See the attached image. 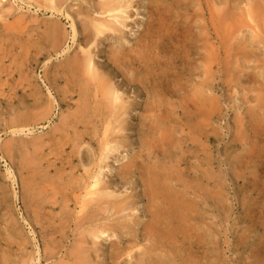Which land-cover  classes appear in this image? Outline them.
<instances>
[{"label":"rangeland","instance_id":"374dc122","mask_svg":"<svg viewBox=\"0 0 264 264\" xmlns=\"http://www.w3.org/2000/svg\"><path fill=\"white\" fill-rule=\"evenodd\" d=\"M61 1L0 0V240H3L0 264H74L73 245L83 236L91 250V264L136 263L137 254L148 247L142 227L149 219L144 210L146 199L139 173L132 171L121 178L118 170L141 149L148 124L143 107L153 101H159L164 114L169 112L180 146L174 142L170 155V149L158 152L153 146L150 153H144L143 162L166 163L176 170L174 174L182 169L183 177L189 180L195 218L189 239L191 246L185 247L189 248L191 264H264V137H254L252 129L256 121L246 115L248 110L255 111L254 87L258 84L238 83L231 77L238 55L250 50L248 44L253 34L243 28L240 36L221 37V51L219 55L215 52L216 34H222L224 27L220 22L225 9L222 0H158L154 6H148L150 0H112L125 8L123 14L115 13L116 20L100 13L97 4L105 0ZM234 1L227 5L230 14ZM238 1L242 3L235 12L245 21L246 2ZM146 10L152 11L149 18L152 27L166 31L171 37L173 47L171 41L164 44L158 57L165 56L169 75L184 92L177 85L178 93L153 99L151 93L157 88L145 92L129 85L107 60L110 52L121 46L127 49L125 52L135 48L148 19ZM96 19L111 22L114 32L106 31L96 37L90 27ZM84 23L90 29L86 46L81 31ZM72 26L76 31L74 37ZM51 27L61 34L59 50L47 40ZM181 45L185 51H181ZM87 50L98 72L114 83L108 86L121 93L124 108L115 115H108L106 108L98 107L100 95L94 94V85H87L88 95L80 99L79 88L83 84L79 79V84H73L72 75L68 74L67 65L75 57H83ZM252 50L258 60L264 59V39L254 44ZM155 52L153 57L160 53ZM186 53L187 74L182 73L179 64ZM170 57L177 58L176 68L169 65ZM224 60L230 62L228 67ZM203 63L208 67L205 72ZM225 69L229 70L227 77ZM255 70L261 72L260 68ZM159 71L157 68L156 72ZM201 82L205 84L208 109L200 139L195 133L187 135L183 124L192 108L177 95L192 96ZM189 119L187 124L193 127L194 118ZM181 138L186 141L184 144ZM104 141L110 143V152L100 157ZM179 157L184 161L175 164ZM93 174L99 175L100 187L107 188L103 191L107 196L98 198L102 199L98 203H87L84 188ZM22 185H29L33 197L26 207L21 200L25 191ZM217 193L221 196L218 207L214 198ZM5 194L9 195L7 202L3 201ZM84 201H87L85 208L79 213ZM100 207L106 208L107 213ZM113 207L117 209L114 211ZM85 212L96 220L91 223L83 220ZM12 223L16 225L14 233L10 229ZM101 224L108 227L125 224L127 229L115 231L110 238L99 236L96 243L89 233ZM156 253L163 256V251ZM131 255L135 257L130 258Z\"/></svg>","mask_w":264,"mask_h":264},{"label":"bare ground","instance_id":"6f19581e","mask_svg":"<svg viewBox=\"0 0 264 264\" xmlns=\"http://www.w3.org/2000/svg\"><path fill=\"white\" fill-rule=\"evenodd\" d=\"M156 2H158V0H150V3L148 6H150L151 4L154 6V4ZM229 2H230V0H222V5L225 9H223L224 11H223L222 18H221L220 22L222 23V26L224 24V27L222 29V34H216V39L218 40L217 41L218 47H217L215 52L219 55V51H221V48L219 47V45L222 44V42H221V41H223L222 38L223 39L228 38V34H231V35L236 34V36H240V33L242 32L243 28L247 29L248 32H251V34H253V35H251L250 42L248 44L249 46L251 45L250 50L247 49L248 52L243 51V52H241L240 55H238L239 57H238V59L236 58L237 60L234 63L235 65L233 64L234 67L232 66L233 70L231 71L232 72L231 77L236 78L234 80L238 81V83L243 82L245 84H258L256 87H254V92L256 95L253 99L255 102V105L253 108L255 109V111L250 112L248 110L246 115H248L249 120L254 121V119H255V121H256L255 127H253V129H252L254 137L258 138V137H260V135H262L264 137V120H263V115H264V74H263L264 59L261 58L260 60H258V58L254 55V52L252 50V47L254 46V44H259L260 42H263V39H264V0H250V3H249V1L244 0V3L246 2L245 3L246 8L244 11L242 9V11L244 13L243 17L246 19L245 21L242 20L241 14L235 12L236 7H238V5L242 3V1H238V0L234 1L233 5H232L233 11L231 12V14L227 12V10H229L227 8L230 7V6L227 7ZM53 4H54V1H53ZM45 5H47V4L45 3ZM95 6H92V7H95ZM97 6L99 7L100 13L107 15V16H109V18H113L115 20L118 19L115 13L123 14V12L125 10V8L122 4L114 3L112 0L111 1L105 0V1L101 2L100 5L97 4ZM220 6H221V3H220ZM241 7H243V6H241ZM146 12L148 15V19H147V21H145L146 22L145 27H144L143 31L139 34V36L136 40L135 48L133 49V47H132V49H129L127 52H125L127 49L124 50L123 46H121L116 52L115 51L110 52V54L107 57V60L110 62L112 67L119 73V75L122 76L124 79H126V82L129 85L137 86V87L143 89L145 92L147 89H151V91H152L154 88L155 89L157 88V91H153V93H151V96H153V99L158 97V96H162V97H165V95L172 96V94H176L179 92L177 85L179 86L180 84H177L175 79H172L171 75H169V73L167 71V65H166L168 63L165 62V60H164L165 56L158 57L164 50V48H163L164 44H169V41H171V37L169 36L168 33H165L166 31H162L160 29H156V28L152 27V25L150 24L151 22H149L150 21L149 18L152 16V11L146 10ZM120 14H118V15H120ZM93 20H95V19H93ZM204 21H205V19H204ZM246 21H247V23H246ZM91 22H94V23L96 22L95 24H91V26H90L91 28H93L96 37L103 35L104 32H106V31L114 32V30H115L114 27L112 26V23L108 22L104 19L103 20H101V19L97 20L96 19V21H91ZM88 25L84 23L81 26L82 27L81 31L83 34L82 39H83V45L84 46H86L88 44L89 35H90V29H89ZM121 25H123V24H121ZM72 29H73V37H74L76 31L74 30L73 26H72ZM167 29H169V28H167ZM179 30H181V29L179 28ZM229 30H230V32H229ZM60 35L61 34H59L58 30L55 27H51V29H49L47 40H48V42H50V45L52 48H57L58 50L60 49L61 39H62ZM179 35H180V33H179ZM232 40H234V39H232ZM248 45H247V47H248ZM171 46H172V41H171ZM183 48H185V46L181 45V51L184 50ZM155 51H157V52L160 51V53H158L157 55H155L153 57V54L156 53ZM174 52L177 53L178 50H175ZM132 53H134V56L131 55ZM83 54H85V55H83V57H81V58L75 57V60L73 61V59H72V62H70L67 65L68 66L67 67L68 74L72 75L71 76L72 83L73 84H79V82L77 81V79H79L81 81V84H83V87L79 88L80 99L84 100V98L86 99V96L88 95L87 89L85 87L87 85H94V94L98 93L100 95V99H99L100 103H99L98 107L100 109L106 108V110L108 111V115L117 114L116 111L119 112V110L124 108L123 100L119 95L121 93H118L117 89H115L113 87H109L108 84H114V83H109L110 80L108 79V77L102 75L100 72H98V69H96L94 67V63L92 62V56L90 55V50H87ZM129 54L133 58L130 57ZM80 56H82V55H80ZM249 57H251V59H249ZM127 58H129L128 61H126ZM174 58L173 59H171V57L169 58L170 59L169 65L174 64L173 68H176L177 64H175V63L177 61V58L176 57H174ZM187 58H188V55L186 53L185 56H183L182 59L180 60L182 63L179 61V64H181L180 65L181 71H182V73H185V74H187V72H188L187 68L189 65V59H187ZM160 60H163V61H160ZM225 60H227V59H225ZM252 62H254L253 63L254 65L250 66L249 64ZM229 63L230 62L225 61V64L227 65L226 67H228ZM161 64H162V69H160ZM163 64H164V66H163ZM125 65H126V67H125ZM140 65L143 66V69H141ZM206 65L207 64H204V63L201 65L202 70H204V72L206 71V68H208V67H206ZM156 66H157L158 70H160L159 73L156 72V69H157ZM258 68H260V70H261V72L259 73L261 76L255 72L256 71L255 69H258ZM247 70H249V73L247 72ZM128 71L130 72V75H128L129 74V73H127ZM224 74L227 77L229 74V70L225 69ZM64 75H65V73H64ZM241 75H242V77H244V80H242ZM68 80H69V78H68ZM68 80H66V81H68ZM91 82L93 84H88ZM148 84H149V86H148ZM204 85H205L204 82H201L200 84H198V86L196 87V90L194 91L192 96H189L187 93H184L183 96L181 95L182 97L177 95L178 99L182 100L183 102L186 103V105H188L189 107L191 106V108H192L191 114L193 116H191V114H190V116H188L186 118L187 121L185 120V122L183 124L184 129L186 128L188 130L187 135H191V134L195 133V135H197L200 139L203 137V131H204V126H205V121H206L205 119L207 116V109H208L207 108L208 107V98H207V96H205L206 93H205ZM67 87H69V86H67ZM179 88L182 90V88L180 86H179ZM72 90H74V89H72ZM182 92H184V91L182 90ZM193 98H195V99H193ZM158 102L159 101H157V102L153 101L152 103H147L143 107L144 108L143 110L145 112L144 118L146 120L148 119V122H147L148 124L146 126L147 133H146V136L144 137L145 139L141 143V149L139 150V152L137 154L135 153V155H133V157L130 158V160L126 164L121 165L119 167V170H118V173H119L118 175L121 176V178H125L132 171L139 173L138 177H139V180L141 181L142 188H143L142 195L146 199V206H145L144 210L146 211L147 216H149V219L146 222V224L142 227H143V231H144L143 232V238H144V240L148 241V245H147L148 247L147 248L144 247L143 249L140 250V253L137 254L135 264H191L189 248L185 247V246H188V247L191 246V244L189 245V243H190L189 239L192 238V235L190 232L192 229V221H194V218H195V216H194V213H195L194 204L189 197L191 194L190 193L191 187H190L189 180H188V178L186 179L185 177H183L184 172H182V169H180L178 171V173L174 174V171L176 172V170H174L170 166L168 167L166 165V163L160 164V162L158 160H156L155 163H148L146 161H144L146 163L143 162L144 157H145L144 153L145 152H146V154L150 153L151 147H153V146L156 147V150L158 152L159 151L164 152V150L170 149L169 155L171 154V150H172L174 142H176L175 144H177V147L180 146L179 140H175L174 133H176V131L174 130V127L170 123V117L171 116L169 115L168 111H165L166 114H164L162 112V110H160V105ZM188 103H190V104H188ZM84 104L85 103H83V105ZM174 107H176V106L174 105ZM93 110H95V109H93ZM114 111H115V113H114ZM97 117H99V115ZM190 117L194 118L193 127L191 125L189 126L187 124L188 121L190 123V119H189ZM241 117L242 116H240V119L243 120V118H241ZM68 119H70V118H68ZM117 119H118V117H117ZM72 120H74V119H72ZM80 120H82V119H80ZM83 120H85V119H83ZM146 120L143 119V121H146ZM68 126H69V123H68ZM60 127H61V125H60ZM60 127H59V129H60ZM248 129H250V128H248ZM64 130H65V127H64ZM182 130H183V128H182ZM111 132H113V130ZM115 132L116 131L114 130V133ZM82 133H83V131H82ZM80 137H81V135H80ZM194 138L197 139V137H194ZM181 141H182V138H181ZM182 142L184 144L186 141L185 142L182 141ZM102 144L101 145L103 146V148H102V151L100 153V157H103L104 152L106 153L110 150V148L108 146L110 144L109 142L104 141V143L102 142ZM200 144L202 145L203 143H200ZM98 151H97V153H98ZM32 154H33V152H32ZM182 155L183 154H181V157H182ZM10 156L11 155H9L8 157H10ZM20 159L22 160V158H20ZM34 160H36V159H34ZM100 160H101V163H103L102 159H100ZM180 161H184V160L180 159V157H179L177 160H175L174 163L177 164V163H180ZM97 165H96V167H98ZM184 170H188V169L185 168ZM97 173H98V171L95 174H97ZM95 174H93L89 178L91 181H89L84 188L85 189V195H84V197L82 195V197L83 198L87 197L88 202L84 201V204L81 207L79 213H81L83 211V208H85V206H84L85 202L90 203L91 201H94V202L98 203L99 200L100 201L102 200V199L98 200V198H101L103 196H107V195L103 194L104 193L103 191H106L107 188L104 186L100 187L101 183H100V180L98 178L99 175L97 176ZM203 175H206V173ZM34 184H36V183H34ZM176 184L179 185L180 188H177L178 186H176ZM29 185H27V187H26V185H22V187H25V191L22 192V199L21 200H22V203L25 207L27 205L31 204L32 199H33L32 195L29 191V189H30ZM81 193H84V191ZM8 197H9V195L5 194L3 196V201L7 202V200L9 199ZM214 198L217 202L216 205L218 207L219 204H221L220 194L217 193ZM132 205H133V203H132ZM102 207H100V208H102ZM125 207L123 206V209H125ZM115 209H117V208L113 207L114 211H115ZM103 210H104V213L105 212L107 213V211H108V210H106V208H104ZM131 215H133V214H131ZM82 218H83V220H85L89 223L96 220V217L92 216L91 213L89 214L87 212H85V214ZM134 218H136V217H134ZM81 219L79 218V220H81ZM77 223H76V225H77ZM82 223H83V221H82ZM76 225H75V227H76ZM123 225L120 224L119 227H117V226H115V227L109 226L108 227V226H105L104 224H101L99 226V229L97 228L93 232L89 233L90 236H92L91 240H93V238H95L94 241L97 243L96 238L99 236H102L105 238H110V235L114 234L115 231L122 232V230L127 229V226H125V224H123ZM10 229H11L12 233H14L15 229H16V225L12 223L10 225ZM78 234H79V232H78ZM1 241H3V240H0V242ZM15 241H16V239H15ZM15 241H13V242H15ZM4 242H5V240H4ZM91 242L93 243V241H91ZM6 245H8V244L6 243ZM92 245L94 246L95 243ZM73 246H75V247H74L73 251L71 252V256H72V260H74V264H91V260H90L91 250L89 247H87V246H89L88 241L86 239H84V236H83V238L79 239L75 243V245H73ZM133 246H137V245H133ZM157 250L163 251L162 257H158V255L156 253ZM95 255L97 256L96 253H95ZM132 257H135V256L131 255L130 258H132ZM63 264H65V263H63Z\"/></svg>","mask_w":264,"mask_h":264}]
</instances>
